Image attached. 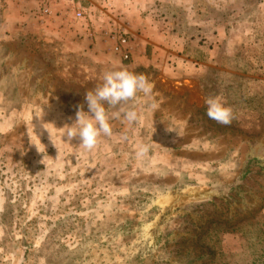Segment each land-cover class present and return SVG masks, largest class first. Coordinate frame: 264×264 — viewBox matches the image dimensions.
<instances>
[{
	"label": "rangeland",
	"instance_id": "374dc122",
	"mask_svg": "<svg viewBox=\"0 0 264 264\" xmlns=\"http://www.w3.org/2000/svg\"><path fill=\"white\" fill-rule=\"evenodd\" d=\"M35 1L49 26L0 2V264H264V0ZM118 68L154 91L80 148L65 125Z\"/></svg>",
	"mask_w": 264,
	"mask_h": 264
},
{
	"label": "clouds",
	"instance_id": "9594fccd",
	"mask_svg": "<svg viewBox=\"0 0 264 264\" xmlns=\"http://www.w3.org/2000/svg\"><path fill=\"white\" fill-rule=\"evenodd\" d=\"M101 79L100 84L85 93L84 99L88 110L84 111V106L78 105L74 122L65 125L67 126L65 136L68 140L78 138V147L88 151L95 149L101 138L113 136L110 119H121L122 116V123L126 122L128 125H132L139 122L140 114L134 107L124 109L121 106L134 102L139 96H151L155 88L154 83L148 80L145 75L136 74L126 68L107 71ZM205 104L209 119L222 125H230L235 119L233 109L226 106L222 97L208 96L205 98ZM108 108L117 109L111 113V117ZM42 115L36 117L41 118ZM47 124L49 123L42 124V127L48 131ZM149 151V145L138 144L135 156L138 159L144 158L149 154Z\"/></svg>",
	"mask_w": 264,
	"mask_h": 264
},
{
	"label": "crops",
	"instance_id": "0c3cea01",
	"mask_svg": "<svg viewBox=\"0 0 264 264\" xmlns=\"http://www.w3.org/2000/svg\"><path fill=\"white\" fill-rule=\"evenodd\" d=\"M3 1H5V4H7V2L9 1L8 6L10 4H12L11 6L14 5V8L16 10V14H18V16H20L18 19L19 21H21V24L19 23L20 28L24 27L26 23H27L26 24L27 28L38 27L40 22L43 23V24H40L41 27L49 26V22H50L49 20H51L50 18H52V17H49V15L41 14L40 9H39V4L35 0H0V2H3ZM62 4H64V0H58V3L56 0H54V6L56 5V8H53V9H56L55 11L59 12L61 10V8L63 7ZM7 9H10V7H7ZM95 9H96L95 7H92V8L88 7L86 11L92 12ZM65 13L66 12H64L63 14H65ZM71 15H72V13H71ZM62 19L64 20L66 18L62 17ZM55 20H58V19H55ZM58 21H59L58 25H60L61 23H65L64 29L69 28L68 22H63L62 20H58ZM66 21H68V20H66Z\"/></svg>",
	"mask_w": 264,
	"mask_h": 264
},
{
	"label": "built area",
	"instance_id": "2783aa9c",
	"mask_svg": "<svg viewBox=\"0 0 264 264\" xmlns=\"http://www.w3.org/2000/svg\"><path fill=\"white\" fill-rule=\"evenodd\" d=\"M50 13L51 8L49 5H46L43 9V14L50 15ZM76 17L78 19H83L85 17V11L81 7L77 8ZM112 51L122 59L129 60L131 58V46L127 37L124 35L119 36L118 42L112 47Z\"/></svg>",
	"mask_w": 264,
	"mask_h": 264
}]
</instances>
